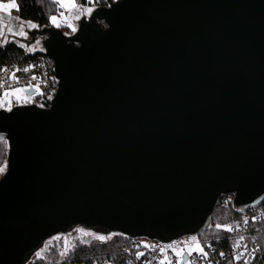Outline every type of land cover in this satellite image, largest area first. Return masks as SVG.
I'll return each instance as SVG.
<instances>
[{
    "label": "water",
    "instance_id": "1",
    "mask_svg": "<svg viewBox=\"0 0 264 264\" xmlns=\"http://www.w3.org/2000/svg\"><path fill=\"white\" fill-rule=\"evenodd\" d=\"M90 16L70 36L27 32L58 83L49 107L0 109V264L77 227L170 242L208 229L226 194L236 212L264 199V0H117Z\"/></svg>",
    "mask_w": 264,
    "mask_h": 264
},
{
    "label": "built area",
    "instance_id": "2",
    "mask_svg": "<svg viewBox=\"0 0 264 264\" xmlns=\"http://www.w3.org/2000/svg\"><path fill=\"white\" fill-rule=\"evenodd\" d=\"M9 40L10 38H8V41ZM4 44L5 43L1 45ZM23 51L25 56L28 55V57L22 60H6L0 65V95L14 88L25 87L29 83L33 86L38 84L39 90L33 87L31 88V94L25 92L28 96L32 97V101L27 102L40 107H49L56 93L58 83L54 75V66L50 63L49 58L39 51H27L25 49ZM25 68L29 70L25 72ZM13 73H15L18 80L11 79ZM32 77H36L37 79L33 80ZM233 199V194H226L221 198L219 205L225 206L229 201H231L233 205ZM245 219L248 221L247 225L244 223ZM230 225L233 227V231L226 232L223 237L222 234L206 240L197 237L200 245L208 253L207 258L201 257L195 252L189 257L187 251H184L183 257H177L173 249L179 250L182 248L184 242H181L180 239L170 242H160L155 239L128 237L112 233L97 235L105 237L121 235L124 237L123 240L117 244L115 250L110 252L107 256L94 259L88 263L159 264V262L164 259L165 255L171 259L172 264H177V261H180V264H186V262H191V264H244V259H248L250 264L264 262V199L262 203L256 207H248L241 212H237V216L233 218ZM237 225H239L238 230L236 228ZM240 236H243L244 240L241 242L240 248H235L234 245ZM110 240L99 241L96 244H107ZM142 240H146L149 243H143ZM145 244L153 247L145 248ZM166 245H172L173 247L166 249L163 254L160 253L159 249ZM244 245H247L249 253H251L253 249H257V251L251 256L246 253L245 257L240 261L235 260V256L244 251ZM137 252H143L144 255L137 259ZM220 253H224V255L221 256Z\"/></svg>",
    "mask_w": 264,
    "mask_h": 264
},
{
    "label": "trees",
    "instance_id": "3",
    "mask_svg": "<svg viewBox=\"0 0 264 264\" xmlns=\"http://www.w3.org/2000/svg\"><path fill=\"white\" fill-rule=\"evenodd\" d=\"M117 0H76L77 3L88 7H109ZM18 5V11L13 9L16 17L20 20L32 22L38 27L51 26L49 20V14L58 12L57 2L55 0H15ZM56 8V12L53 10ZM28 57L25 56L23 50L18 49L14 45L3 46L0 45V65L6 60H22ZM51 64L53 61L49 58ZM7 148L4 142H0V165L6 159ZM237 216L231 201L225 206L218 205L210 216V227L199 233L196 237L201 239H210L222 234V237L227 231L223 229H217V224L232 223L233 218ZM124 237L121 235H115L107 244L80 246L75 251L66 256L60 264H80L91 262L94 259L103 258L110 252H113ZM57 248L52 247L53 253H47L46 257L36 259L31 264H55L52 260L56 258ZM255 264H264V262H257Z\"/></svg>",
    "mask_w": 264,
    "mask_h": 264
},
{
    "label": "snow or ice",
    "instance_id": "4",
    "mask_svg": "<svg viewBox=\"0 0 264 264\" xmlns=\"http://www.w3.org/2000/svg\"><path fill=\"white\" fill-rule=\"evenodd\" d=\"M57 2L60 4V6L62 8H68V9H75L76 12L78 13L75 16H64V13H61V18L63 20V22L66 24L67 27L71 28L73 32L76 31V28L72 25V23H70V21L72 19H79L81 14H86V13H90L91 12V8H81L78 5H76L75 3H72L71 0H69L68 3H65V0H57ZM10 9H16L17 11L18 9V5L15 2V0H13L12 3H0V12L5 13V15H0V25H4V27H6L7 33L11 34L13 36H19V37H24L27 38V32L25 31V21L20 20L19 21V30L16 31L14 30L11 26L6 25L5 21H11L12 20V16H11V12ZM17 20H19V17L16 18ZM51 22L56 26V27H60L61 23L57 21V17L53 16L51 17ZM27 26L28 28H36L37 25L32 23V22H27ZM0 36H5L4 30L3 28H0ZM4 42L7 43V37L5 36ZM39 43V41H37V44ZM21 47H25L24 45H20ZM28 51H32V48H28ZM29 69L25 68L24 71L27 72ZM11 79L13 80H18V78L15 76V73L12 74ZM33 80L37 79L36 77H32ZM36 87L37 90H39V85H35L33 86L31 83H29L27 86L25 87H21V88H14L11 89L10 91H6L4 93V97L7 99L9 96H15L17 101H27V97L23 96L22 93L30 90L31 88ZM42 94V93H40ZM51 98V97H49ZM10 104V101H9ZM2 106V105H0ZM9 111H11V107L8 108ZM0 140L4 141L5 144H7L6 139L3 136H0ZM7 165L5 164L4 167H0V174L4 173L6 170ZM245 225H247L248 221L247 219H245L244 221ZM217 229H223L227 232H232L233 231V227L231 225L228 224H217L216 225ZM237 230L239 229V225L236 226ZM81 231L83 236H93V233L90 232H83V230H78ZM95 239L100 240V241H105V240H110L112 239L111 236L105 237V236H94ZM244 240L243 236H240L239 239L236 241L234 247L235 248H240L241 247V242ZM82 243L84 241H81ZM74 247V245H73ZM145 248H149V247H153L150 245L145 244L144 245ZM172 245H166L164 247H161L159 249L160 253H165L166 249L172 248ZM185 247L187 248V255L189 257L192 256V254L195 252L197 255L207 258L208 257V253L204 250V248L200 245L199 241L197 240L196 236H192L190 238V242H186L185 243ZM175 251V255L177 257H183L184 256V248H181L179 250L173 249ZM69 251L67 243L65 244V250L61 253V256H65L67 255V252ZM255 251H257V249H253L251 253L248 252V248L247 245H244V251L240 252L238 255L235 256V260L240 261L242 258L245 257V254L248 253V255H253L255 253ZM144 253L143 252H137L136 256L137 259H139L141 256H143ZM221 256L224 255V253H220ZM159 264H172L171 259L165 255L164 259L161 260L159 262ZM177 264H180V261H177ZM186 264H191V262H186ZM244 264H250V261L248 259H244Z\"/></svg>",
    "mask_w": 264,
    "mask_h": 264
},
{
    "label": "rangeland",
    "instance_id": "5",
    "mask_svg": "<svg viewBox=\"0 0 264 264\" xmlns=\"http://www.w3.org/2000/svg\"><path fill=\"white\" fill-rule=\"evenodd\" d=\"M57 2V0H55ZM13 0H0V3H12ZM69 0H65V3H68ZM72 3H75L76 5H78L79 7L81 8H91V11L96 8V7H88V6H85V5H81L79 3L76 2V0H71ZM58 3V2H57ZM58 10V12H56ZM57 10L56 8L53 10V12H56V13H51L49 14V20H50V25L52 27H55V28H60L63 30V32L66 34V35H71L72 33H74L72 31L71 28L67 27L66 24L63 22L62 18H61V13H64V16L67 17V16H75L77 15L78 13L76 12L75 9H68V8H62L60 6V4L58 3L57 4ZM10 12H11V16H12V20L11 21H5V24L6 25H9V26H12L14 28L15 26V22H17L19 24V20H17L16 18V15L14 14L13 12V9H10ZM91 13V12H90ZM90 13H86V14H81L80 15V18H82L83 16L85 17H88L90 15ZM0 15H5V13H2L0 12ZM57 17V21L61 23V26L60 27H56L52 22H51V17ZM79 18V19H80ZM79 19H72L70 21V23H72V25L77 29V21ZM23 21V20H22ZM25 31H30L32 30L33 28H28L27 26V21H25ZM0 28H5L4 25H0ZM18 28H19V25H18ZM38 28V26L36 27ZM36 47H39V43L35 45ZM40 48V47H39ZM39 48H37L39 50ZM23 96L27 97V101H32V97L28 96L25 92L22 93ZM9 101H10V104H9ZM27 101H24V100H21V101H17L16 97L15 96H9L7 99L4 97V94L0 95V109H8L9 107H12L13 105H17V104H22V103H25ZM6 148H7V145H6ZM6 164V159L1 163L0 167H4ZM6 171V170H5ZM5 173V172H4ZM0 174V178L2 177V175L4 174ZM79 230H82V229H79ZM83 232H90V233H93L91 231H84ZM94 236H99L95 233H93V236H83L82 232L81 231H78L77 232H69L67 234H59V235H56L54 236L53 238L47 240L43 247H41L32 257L31 259L28 261L27 264H31L34 260L36 259H40V258H44L46 257V254L48 253V250L52 247L54 248H57L59 249L60 251V255L61 253L65 250V244L67 243V246H68V249L69 251L67 252V255L63 256V257H66L68 256L70 253H72L73 251H75L78 247H80V245H83V246H91V245H94L96 243H98L100 240H97L94 238ZM113 237V236H111ZM192 236H185V237H182L180 238L181 242H184V244L182 245V248H184L185 251H187V248L185 247V243L186 242H190V238ZM81 241H84L83 243ZM143 243H149L148 241L146 240H142ZM74 245V247H73Z\"/></svg>",
    "mask_w": 264,
    "mask_h": 264
},
{
    "label": "flooded vegetation",
    "instance_id": "6",
    "mask_svg": "<svg viewBox=\"0 0 264 264\" xmlns=\"http://www.w3.org/2000/svg\"><path fill=\"white\" fill-rule=\"evenodd\" d=\"M91 13H92V11H91ZM90 13V14H91ZM91 16L89 15L88 17H85V16H83L82 18H90ZM82 18H80L78 21H77V28H78V26H79V22H80V20L82 19ZM102 24V26L103 27H105V25L103 24V23H101ZM62 30V29H61ZM77 30V29H76ZM63 31V30H62ZM27 32H29V31H27ZM64 33V32H63ZM65 34V33H64ZM73 34V33H72ZM71 34V35H72ZM66 35V34H65ZM67 36H70V35H67ZM26 40H27V42H24V43H22V45H24L25 47H24V49L25 50H27L28 48H32L33 50H36V51H41V50H43V44H42V38H37L36 40H32V38H31V36L30 35H28V33H27V38H25ZM37 41H39V47H36L35 45H36V43H37ZM8 42H13V39L12 38H10V40L8 41ZM29 42V43H28ZM37 48H39V50L37 49ZM28 51V50H27ZM22 104H29L28 102H26V103H22ZM16 105V104H15ZM17 105H20V104H17ZM14 106V105H13ZM79 229H82V230H84V231H88V230H85V229H83V228H80V227H77V228H75L74 230H72L71 232H77V230H79ZM53 238V237H52ZM51 239V238H50ZM49 240V239H48ZM47 241V240H46ZM45 241V242H46ZM44 242V243H45ZM44 245V244H43ZM80 246H83V245H80ZM43 247V246H42ZM48 253L50 254V253H53L52 252V248H50L49 250H48ZM47 255V254H46ZM56 259L55 260H52V263H55V264H60L61 262H62V260L65 258V257H63V256H61L60 255V251H59V249H57V251H56V257H55Z\"/></svg>",
    "mask_w": 264,
    "mask_h": 264
},
{
    "label": "crops",
    "instance_id": "7",
    "mask_svg": "<svg viewBox=\"0 0 264 264\" xmlns=\"http://www.w3.org/2000/svg\"><path fill=\"white\" fill-rule=\"evenodd\" d=\"M18 25H19V24H18L17 22H15V26H14V28H13L12 26H11V27H12L14 30L18 31V30H19ZM3 30H4L5 36L7 37V40H8L9 37H18V38H19V36H13V35H11V34H8V33H7V30H6V27H5ZM26 32H27V31H26ZM5 36H0V45L3 44V43H5V42H4ZM20 38H24V37H20ZM24 39H25V38H24Z\"/></svg>",
    "mask_w": 264,
    "mask_h": 264
}]
</instances>
